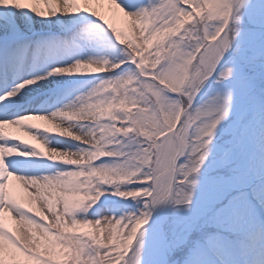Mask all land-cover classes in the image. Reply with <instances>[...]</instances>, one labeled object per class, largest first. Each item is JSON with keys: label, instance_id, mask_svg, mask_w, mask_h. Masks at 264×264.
<instances>
[{"label": "snow or ice", "instance_id": "obj_1", "mask_svg": "<svg viewBox=\"0 0 264 264\" xmlns=\"http://www.w3.org/2000/svg\"><path fill=\"white\" fill-rule=\"evenodd\" d=\"M0 264H264V0H0Z\"/></svg>", "mask_w": 264, "mask_h": 264}, {"label": "bare ground", "instance_id": "obj_2", "mask_svg": "<svg viewBox=\"0 0 264 264\" xmlns=\"http://www.w3.org/2000/svg\"><path fill=\"white\" fill-rule=\"evenodd\" d=\"M35 122L36 123H41V124L45 123V122H42V121H35ZM25 138H27V137H25ZM33 143H35V141H33ZM12 192H13V195L15 197L21 198L22 200H24V202L27 204V206H31L35 210L37 208H39L38 205L35 203V201L29 202L28 197H27V193H25L22 189L14 188V189H12ZM4 217L9 220V224L13 228L14 232L17 235L23 236V234L26 232V230L25 229H21L22 226L20 227V225H18V226H17V224L14 225V223H13L14 219L12 217H10L9 213L5 212L4 213ZM16 226H17L18 229L16 228Z\"/></svg>", "mask_w": 264, "mask_h": 264}, {"label": "rangeland", "instance_id": "obj_3", "mask_svg": "<svg viewBox=\"0 0 264 264\" xmlns=\"http://www.w3.org/2000/svg\"><path fill=\"white\" fill-rule=\"evenodd\" d=\"M41 7H44L43 5H41ZM118 22V24L120 25V26H124L122 23H120L119 21H117ZM17 198V197H16ZM17 199H19V200H21L22 202H24V200H22L21 198H17ZM26 204V203H25ZM26 206H27V204H26ZM36 210H39V208H37ZM10 215V217H12L13 218V216H12V214H9ZM4 222H5V227L6 228H9L10 230H12V231H14L13 230V228L10 226V224H9V220L7 219V218H5L4 217ZM13 223H14V225L15 224H17V226L18 225H20V227H21V229H25L26 231H27V229H28V226L27 225H25L23 222H19V221H17V220H15L14 219V221H13ZM17 226H16V228H17ZM18 229V228H17ZM16 230V229H15ZM83 230V229H82Z\"/></svg>", "mask_w": 264, "mask_h": 264}]
</instances>
